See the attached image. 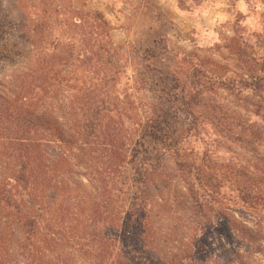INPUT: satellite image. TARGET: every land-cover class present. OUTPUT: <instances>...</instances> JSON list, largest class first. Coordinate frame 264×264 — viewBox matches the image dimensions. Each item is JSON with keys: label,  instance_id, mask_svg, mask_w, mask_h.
Segmentation results:
<instances>
[{"label": "trees", "instance_id": "obj_1", "mask_svg": "<svg viewBox=\"0 0 264 264\" xmlns=\"http://www.w3.org/2000/svg\"><path fill=\"white\" fill-rule=\"evenodd\" d=\"M111 31L72 0H0V264H260L264 57L164 74Z\"/></svg>", "mask_w": 264, "mask_h": 264}, {"label": "rangeland", "instance_id": "obj_2", "mask_svg": "<svg viewBox=\"0 0 264 264\" xmlns=\"http://www.w3.org/2000/svg\"><path fill=\"white\" fill-rule=\"evenodd\" d=\"M72 6L101 13L112 28L114 47L121 48L119 53L122 48L127 52H154L157 65L151 64V68L164 74L167 69L186 70L184 65H175L185 56L205 58L210 71L217 68L219 75L245 77L246 67L254 65L251 60L264 57V0H72ZM236 50L242 53L238 55ZM243 54L249 62L241 58ZM121 60L128 65L127 56H121ZM137 68L142 71V65ZM127 72L125 76L137 77L131 70ZM248 94L244 92L243 96ZM207 96L218 102L221 98L230 100L218 91ZM240 114L257 120L249 112ZM198 142H192V146L202 148ZM226 146L231 153L225 152V159L234 158L232 152L243 154L235 144L229 142ZM153 154L159 158L161 153ZM262 226L264 229V222ZM259 263L264 264V257Z\"/></svg>", "mask_w": 264, "mask_h": 264}]
</instances>
